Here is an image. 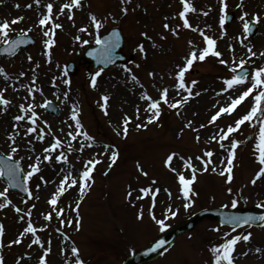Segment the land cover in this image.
<instances>
[{"label": "rangeland", "instance_id": "374dc122", "mask_svg": "<svg viewBox=\"0 0 264 264\" xmlns=\"http://www.w3.org/2000/svg\"><path fill=\"white\" fill-rule=\"evenodd\" d=\"M70 2L40 0L37 4L35 0H3L0 3V21L24 17L19 23L11 25L8 39L25 32L35 38L33 45L20 49L14 56L0 57V68L4 70L0 72V91H4L5 98L11 102L7 107L0 105V153L19 159L26 176L37 157L41 160L40 171L31 178L27 176L31 195L26 199L19 192L10 190L4 178L0 177V191L8 192L6 198L0 197V203H5L6 199L13 202L0 208V223L5 227L4 235L0 237L3 244L0 252L5 257V264H40L47 248L51 249L45 257L47 264H73L78 255L84 260L91 259V264H120L126 253L129 255L133 249H139L166 228L201 209L197 192L204 188L209 189L212 202L203 204L206 207L242 208L245 205L246 209L264 208L261 207L264 204V175L255 184L252 183L259 169L264 167L256 147L259 143V124L246 122L222 141L218 136L221 129L226 131L228 125L234 126V122L251 109L255 92L232 114L222 113L215 122L209 123L220 107L230 104L250 86L246 82L222 91L227 88L225 80L234 75L231 71L234 63L238 64L242 59L246 61L243 67L252 70L249 80L256 67L264 66V56L259 55L264 52V0H243V7H238L241 0H226L227 10H223L222 0H189L196 9L187 13L192 28L185 27L184 19L179 15L183 11L182 0H81L80 7L64 9L61 14L59 9ZM48 3L53 4L52 21L47 26H41L39 20L47 15ZM138 11L142 13L138 15ZM225 11L234 14L228 23L224 19ZM245 11L249 13L246 19L250 21H255L252 17L257 13L261 16L259 23L255 21L257 31L253 38L243 30L240 17ZM92 15L102 21L99 31L91 22ZM53 22L62 25L54 33L51 31ZM139 22L142 26L137 25ZM165 24L169 28L166 29ZM114 25L121 26L126 35L124 53L127 59L113 68L91 71L82 59V53L96 43L97 35ZM84 27L87 31H80ZM171 28H177L179 34L173 33ZM200 29L216 39V50L222 55L216 57L209 54L203 61H194L185 73L186 87L180 89L177 87V66L185 64V58L193 49L199 55L200 50L207 46ZM78 35L81 37L79 41L75 39ZM140 36L145 39L138 40ZM48 39L54 41L51 48L45 43ZM83 40L88 43H82ZM241 40L244 42L240 43ZM3 43L0 39V44ZM141 44L144 52L139 49ZM248 47H252L257 55L251 56ZM221 59L229 63L221 64ZM70 61L76 65L75 74L65 72V65ZM125 66L132 71H126ZM97 71L101 75L94 88L91 77ZM66 80L70 83H65ZM193 80L197 81L194 86L191 84ZM165 87L169 89L168 104L161 101V111L169 113L168 119H163L165 124L162 125L161 119L149 123L147 118L153 114L148 110L151 101L144 97L160 99ZM188 87L192 88L194 95L176 109L171 108V103L188 96ZM104 95L109 97L107 112L102 107L105 105ZM47 100L56 103L58 114L47 113L44 108ZM21 104L25 108L33 104L37 113L35 125L19 107ZM137 109L140 110L138 117ZM73 110L77 111L83 128L77 127L72 118ZM17 115H25V120L16 121L14 117ZM125 116L132 117L127 136L123 135ZM189 121L191 127L187 126ZM145 124L147 127H137ZM30 127H36L37 131L25 135ZM14 131H19L15 137L19 148L13 154ZM85 131L94 139L90 141L78 135L73 140L68 135L70 132ZM41 135L44 137L42 140L39 139ZM214 135H217L216 140L211 139ZM57 138L62 145L50 153L51 160H44V156L49 154L44 149L49 148ZM235 140L241 143L235 149L236 156L231 165L233 178L229 181L224 169L228 166L231 144ZM68 144L72 145L71 151ZM118 144L122 146L120 149ZM118 150L121 157L113 164L111 152ZM207 151L213 152L212 162L207 171H202L204 164L198 158L204 156L207 159ZM61 152L67 156L66 161L57 159ZM171 153L177 156L173 157L169 166L166 159ZM189 157L197 169V178L191 184L190 196L194 204L185 207L189 200L181 191L179 175L191 178V169L185 166ZM97 159L100 163L92 171V182L89 181V187L82 194V173L89 160ZM138 162L148 173L147 176L140 171ZM172 168L176 171L173 172ZM213 168L216 170L213 171ZM66 175L75 177L77 184L69 187L70 179L65 183L66 191L58 197L54 208L50 204L51 197L59 190ZM37 185L40 187L37 188ZM145 187H151L153 192L160 189L155 193L154 205L153 192L143 197L140 188ZM130 191L131 197L128 195ZM33 204L35 208H32ZM16 207L23 211L16 212ZM169 208L176 214L169 213ZM60 209L67 211L60 214ZM74 209L79 211L77 218L72 217ZM28 211L32 212L30 218ZM141 211L142 218L139 216ZM48 213H52L51 220L47 219ZM21 215L24 220L19 218ZM29 219L37 232L26 234L20 244H11L27 227ZM80 219L81 228L78 231L79 224L75 220ZM160 219L165 221L166 226L156 222ZM61 220L64 222L61 223ZM64 230L75 239L79 249L77 254L65 241L64 235L59 233ZM248 232L252 233L251 238L247 241L241 239L234 248V264H264V226L237 229L209 218L201 220L192 231L180 235L168 253L148 264H215L213 248L235 235ZM37 235L41 243L33 244L32 240ZM208 238L211 241L209 245ZM95 240L98 242L94 243ZM257 248L261 251L257 252Z\"/></svg>", "mask_w": 264, "mask_h": 264}, {"label": "snow or ice", "instance_id": "6c2138e0", "mask_svg": "<svg viewBox=\"0 0 264 264\" xmlns=\"http://www.w3.org/2000/svg\"><path fill=\"white\" fill-rule=\"evenodd\" d=\"M35 2L37 4L40 3V0H35ZM0 3H3V0H0ZM183 3V11H181L179 13V15L184 19V26L188 27V28H192V24L189 23V20L187 18V13L189 12H195L196 9L195 7H193V5L189 2V0H182ZM81 4V0H71L70 3H65L63 4V6L59 9L60 13L62 14L64 12V9H73V8H78L80 7ZM29 7H31V5H28ZM222 6H223V10H227L228 8V4L226 2V0H222ZM243 0H241V4L238 5V7H243ZM17 7H19V5H17ZM125 12L128 11L127 8L124 9ZM207 13H205L206 15ZM52 15H53V4L52 3H48L47 4V15L43 16V18H41L39 20V25L41 26H47L49 24L50 21H52ZM227 17V12L225 11V17L224 19H226ZM247 17H249V13L247 11L243 12L242 16L240 17V19L243 21V30L245 33H251L252 31V26L250 23L249 19H246ZM71 19V16L69 17ZM24 19V17L20 16V17H16L15 19L9 21L7 19L0 21V32H2V36H0V39H3V42L5 45H9V40H8V36H9V32L11 30V25L12 24H16L19 23L20 21H22ZM224 19L221 20V24L224 23ZM252 19H254L257 23H259L261 21V16L259 13L255 14L254 17H252ZM91 22L94 24L95 28L97 29V31H99V29L102 26V21L96 16V15H92L91 16ZM62 25H60L59 23H52L51 24V31L54 33L55 29L61 28ZM164 27L167 29L169 28L168 24H165ZM28 31H31V29H29ZM80 31L82 32H86L87 28H81ZM171 31L175 34H179L177 32V28H171ZM200 32L206 42L205 47H203L200 52L199 55L197 54V51L195 49H193L190 53V55L188 57H186V62L183 66H177L178 67V72L176 73V75L179 78V83L177 85L178 88L180 89H184L186 87L185 84V73L192 67L194 61L196 60H200L203 61L209 54H213L216 57H220L222 55V53L220 51L216 50V44L217 41L216 39H214L212 36L207 35L206 33H204L203 29H200ZM45 35L48 36L49 32H45ZM113 35L115 36L116 34L113 33ZM145 36H147V33H144ZM76 40H81V37L78 35L75 37ZM111 40V38H110ZM104 41L101 40L99 35H97L96 37V42L98 44H101L103 46V51L108 54L109 58H110V53L111 50L113 48L116 47V42L115 41ZM21 41L16 40L13 41L12 44L5 48V51H14L15 47L20 43ZM244 41L241 40L240 43H243ZM46 45L51 48L52 44L54 43V41L52 39H48L46 42ZM82 43L87 44L88 41L87 40H83ZM191 43V42H190ZM139 49L141 52H144V46L143 44L139 45ZM248 52L250 53L251 56H256L257 52L253 51L252 47H248ZM90 55H92L93 53H89ZM146 54V53H145ZM260 56H264V52L259 53ZM28 59H32L31 56L28 57ZM221 64H228L229 61L227 60H220ZM246 61L245 60H240L238 64L234 63V66L232 67L231 71L233 73L236 72V68H243V66L245 65ZM125 70L128 72H131L132 69L125 66ZM4 70L2 68H0V72H3ZM67 71V69H65V72ZM21 75H23V73H21ZM101 75L100 71L95 72L94 75H92L91 77V85L92 87H96L97 86V78ZM151 75H155V73H152ZM133 79L135 80L136 77L133 76ZM250 83V86L242 93L239 94L236 98L231 100V103L226 105V106H222L219 108V110L211 117L209 123H213L217 120L218 117L221 116L222 113H226V114H232L237 107L247 98L249 97L250 94H252L253 92H255V95L253 97L254 99V103L253 106L251 107V109L244 115H242L239 119H237L234 122V126L233 125H228L227 126V130L225 131L224 129L220 130V133H218L219 139L222 141L226 138L229 137L230 134L236 132L237 130L240 129L241 125H243L245 122H254V123H258L259 124V143L256 145V147L259 150V161L262 165H264V107H262V105H264V66H258L255 68L254 70V74L251 76V79L249 80V73L248 71L245 69L240 73H236L234 75H231L230 78H227L225 80V83L227 85V88L222 89V91H227L228 89H232L234 86L237 85H243L245 83ZM65 83H70V81H65ZM197 81L193 80L191 81V84L194 86L196 85ZM6 91V90H5ZM187 93L188 96L185 97L183 100H176L175 102L171 103L169 106L173 109H176L178 107V105H181L183 103L187 102V99L191 96L194 95L193 90L191 87L187 88ZM168 95H169V89L167 87L163 88L160 99H153L151 96H146L144 97L145 99L151 101V103L148 106V110L152 111L153 114L148 116V122L151 123L155 120H158L160 115H161V101H163L165 104H168ZM195 95H199V93H195ZM65 96H67V93H65ZM105 101V105H102V107L105 108V112H107V108H106V103L109 100V97L107 95H104L102 98ZM10 100L5 98L4 95V91H0V105H3L5 107H7L10 104ZM47 103V102H46ZM19 107L21 109H23L25 111V113L27 114V118L29 120H31L32 124L35 125L36 124V119H37V113L34 109L33 104H28L27 108H25V105L21 104L19 105ZM139 109H137V117L139 116ZM30 113V114H29ZM72 118L75 120L77 127L83 128V125L78 117L77 111L73 110L72 112ZM14 119L16 121H23L25 120V115H17L14 117ZM132 120V117L130 116H125L123 119V135L127 136L128 134V126L130 121ZM46 123V122H45ZM147 127V125H137V127ZM188 127H191V121H189ZM200 127H204V125H201ZM37 128L36 127H30L27 129V131L24 133L25 135H28V133L31 132H36ZM182 131V130H181ZM198 131V130H197ZM19 135V131H14L12 133V141H13V146L11 147V153H16L18 151L19 145H17L15 143V137ZM69 136H71V138L73 140H76L78 135H83L85 137H87L88 140H93L94 138L92 136H90L86 131L82 132V133H68ZM44 137L41 135L39 137V139H43ZM197 140L200 139L199 135H197L196 137ZM212 140H216L217 139V135H214L211 137ZM241 143V141L239 140H235L232 144H231V150H230V158L228 159V166L224 169V171H226L228 173L227 179L229 181L232 180L233 176V168H232V163H233V159L236 156V147ZM62 145V141L57 138L55 140L54 143H52L50 145L49 148H45L44 152L45 153H49L48 155L44 156V160H51L52 156H51V152L56 151L60 146ZM221 147H224L223 144H221ZM105 148L107 149V146H105ZM68 150L71 151L72 150V145L68 144ZM83 149L81 148V151ZM177 156L176 153H171L167 159H166V164H169V166H171V162L173 160V157ZM213 156V152L212 151H207L206 152V157L207 159H205L204 156L199 157L198 159H200L201 161H203L204 167L202 169V171H207L208 170V165L212 162L211 158ZM111 162L114 164L118 158V151H112L111 152ZM58 160H67V156L64 155L63 152L60 153L59 156H57ZM181 159H183L181 157ZM40 163L41 160L39 157H37L36 159V163L30 165V171H28L27 176L29 178H31L33 176L34 173H38L40 171ZM100 163V160H89L87 162V167L85 168V170L82 173L81 179L83 181V187L80 188V192L83 194L85 192V190L89 187V180L91 179V173L95 167L96 164ZM187 168L191 169V178L190 179H186L185 176L183 174L179 175V181L182 185L181 191L183 192L184 196L186 198H188L189 203L185 205V207H191L192 204H194V201L192 200L190 193L192 192V188H191V184L196 180L197 178V169L195 168V166L192 164V158L189 157L187 160V163L185 165ZM138 167H140V171L142 172V174L144 176H147L148 173L146 171H143V168L141 166H139V162H138ZM173 172L176 171L175 168L171 169ZM216 169L213 168V171H215ZM20 171L19 165L18 164H10L8 166L7 169V176L9 181L11 182H16L17 180V176L18 173ZM223 175V172L221 173ZM5 175V169L0 168V177H3ZM262 175H264V167H261L259 169V171L256 174V178H254L252 180V183L255 184L257 179H259ZM41 179L43 180V177H41ZM69 179L71 180V183L69 184V187H71L72 185H76L77 184V179L75 177H70L68 175H66L63 180L60 183L59 186V190L52 195L51 200H50V204L55 208V206L57 205V201H58V197L64 193L66 191L65 188V183L69 181ZM153 184H155V181H153ZM40 185H37V188H39ZM26 191H28V189H25ZM144 195H147L149 192H153V189L151 187H145L143 189L140 190ZM160 191V189H155V191L153 192V205L155 204V193H158ZM229 192L232 191L231 188L228 189ZM31 195V193H29ZM129 197H131L132 192L130 191L128 193ZM169 195H171V193L169 192ZM8 196V192L7 190L4 191H0V197H7ZM141 198V197H138ZM38 199V198H37ZM13 202L11 199H6L5 203H0V208H4L7 205H11ZM234 202V206H235ZM36 205H32V208H35ZM261 207H264V204L261 205ZM79 208V204L76 205V209L78 210ZM16 212L20 213L23 211V209H21L20 207H16L15 208ZM63 209H60V214L63 213ZM169 213H171L172 215H175L176 212H174L171 208H169L167 210ZM27 216L30 218L32 216V212L28 211ZM139 216L142 218L143 217V211H141L139 213ZM21 220H24L25 217L23 215H21L19 217ZM152 218L155 220L156 216L153 213L152 214ZM47 219L51 220L52 219V213H48L47 215ZM254 218L253 217H235L232 219L231 223L236 224L237 226H239V224L241 223V221L244 224H248L250 221H252ZM259 219L264 220V216L259 217ZM64 221L61 220V223H63ZM158 224H160L161 226H166L165 225V221L163 219L157 220L156 221ZM219 230V229H217ZM5 232V227L3 225V223H0V237H2L4 235ZM37 232V228L33 226L31 219H29L27 221V227L19 234V236L11 241V244H20L23 240V238L25 237L26 234L28 233H36ZM252 233L248 232L247 234H242V235H235L233 236L231 239L226 240L224 243L219 244L217 247L213 248V252L215 253V264H234V260H233V251L234 248L237 244L238 241H240L241 239H243L244 241H247L251 238ZM33 244H40L41 243V238L40 236H35V239L32 240ZM164 241L160 242V245L164 244ZM158 245V247L160 246ZM29 247H31V245H29ZM3 248V244L0 243V249ZM51 251L50 248L45 249L44 251V255L40 258V264H47L45 257L48 255V253ZM72 251L74 252H79V249H72ZM257 252H260L261 249L257 248L256 249ZM0 264H5V257L2 254V252H0ZM19 264V262H18ZM76 264H85V262L82 259H77L76 260Z\"/></svg>", "mask_w": 264, "mask_h": 264}, {"label": "water", "instance_id": "95a60500", "mask_svg": "<svg viewBox=\"0 0 264 264\" xmlns=\"http://www.w3.org/2000/svg\"><path fill=\"white\" fill-rule=\"evenodd\" d=\"M255 29L253 25L252 34ZM113 33L116 35L114 36ZM120 30L118 28L112 29L108 34L102 36L101 40L104 41H115L116 47L111 50L110 58L108 54L103 51V46L101 44L90 47L83 55L84 60L89 63L93 68H97L102 66L103 68H108L114 65L120 58V54L117 53L123 46V40L121 39ZM19 40L21 41L16 47L14 51H3L5 48L9 47L13 41ZM32 43V40L29 39L26 35H21L16 37L14 40L9 42V45H5L0 48V55L7 53L8 55L15 54L20 47H27ZM89 53H93L90 55ZM243 71V70H241ZM48 111H55L54 105L52 103L47 104ZM56 112V111H55ZM10 164H18L20 171L17 176L16 182H11L7 176V169ZM0 166L5 169V175L3 176L7 181L11 190H18L23 194V197L26 198L29 195V189L27 180H24V173L21 168V162L19 160H14L12 157H6L0 154ZM25 189H28L26 191ZM264 216V210L255 209V210H223V209H203L193 215L186 222L173 227L165 232H163L156 240H154L148 246L142 248L139 252L134 253L130 258H128L123 264H142L151 260H154L159 256V254L165 250L168 246L172 245L176 237L183 232H187L192 229L195 224L204 217H211L222 224H228L231 226H237L236 224L231 223L232 219L235 217H253L254 219L250 221L248 224L252 225H262L264 224V220L259 219V217ZM242 221L239 226H244ZM164 241L165 243L160 245V242ZM158 245H160L158 247Z\"/></svg>", "mask_w": 264, "mask_h": 264}, {"label": "trees", "instance_id": "16d2710c", "mask_svg": "<svg viewBox=\"0 0 264 264\" xmlns=\"http://www.w3.org/2000/svg\"><path fill=\"white\" fill-rule=\"evenodd\" d=\"M201 203V205H200V207H204V203L203 202H200ZM211 242L209 241L207 244H210ZM114 246H117V244H114ZM102 247H104L105 248V246H103V244H102ZM115 251H118L119 249H114Z\"/></svg>", "mask_w": 264, "mask_h": 264}]
</instances>
